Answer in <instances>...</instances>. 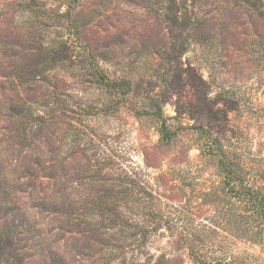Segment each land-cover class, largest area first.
Instances as JSON below:
<instances>
[{"label":"rangeland","instance_id":"1","mask_svg":"<svg viewBox=\"0 0 264 264\" xmlns=\"http://www.w3.org/2000/svg\"><path fill=\"white\" fill-rule=\"evenodd\" d=\"M23 1L0 0V230L18 236L26 264H118L123 257L128 264L150 256L163 264H264V216H243V203L226 194L220 166L238 163L244 183L264 194V7L255 0H197L199 27L180 32L163 19L161 0H77L79 37L70 41L96 56L110 79L131 81L132 92L117 99L96 84L82 68L85 57L59 66L52 73L58 88L69 95L70 110L85 109L84 115L53 120L27 148L12 140L11 99L34 103L42 95L6 82L13 64L25 67L31 54ZM42 1L62 12L69 2ZM55 28L42 38L57 39L62 29ZM183 42L179 67L187 79L164 104L173 133L166 142L159 121L137 112L147 113V95L164 91L168 67L161 53ZM7 46L14 47L13 58L4 57ZM189 70L203 79L204 91L187 86ZM203 96L214 105L204 107ZM76 127L93 143L74 146ZM107 192L124 217L141 224L145 196L153 194L155 209L174 220L173 228L147 222L158 227L148 242L128 247L141 240L138 230L123 220L108 230L93 210L114 203ZM80 214L86 220L79 225Z\"/></svg>","mask_w":264,"mask_h":264},{"label":"trees","instance_id":"2","mask_svg":"<svg viewBox=\"0 0 264 264\" xmlns=\"http://www.w3.org/2000/svg\"><path fill=\"white\" fill-rule=\"evenodd\" d=\"M255 1V4H260L264 7V0ZM78 2L77 0H69L65 12L49 8L42 0H25L21 2L22 12L24 15H28L26 19H24V23L29 24L30 28V31L27 33V41L29 44L27 51H31V54L27 55V65L25 67L19 65L18 62L13 64L15 70L6 82H8L9 87L14 90L18 89L21 92L27 93H41L42 95L41 99L34 101V103L22 99L21 102L18 103L11 99L10 112L15 118L16 123L12 140L16 141L17 144L22 147L29 148L34 145V142L37 141L41 135L45 134V130H47L50 123L59 117L62 118L67 116V112H72L77 117H82L84 115L85 109L81 110V114H77L75 111L70 110L69 106L71 99L69 95L58 88V82L55 79V75L52 73L55 72L59 66L72 67V65H77L73 60L85 57V65H82V68L90 72L96 84L104 87L107 92L117 99L124 98L129 92H132L131 81L110 79L104 74L97 62L96 56L89 53L83 45H76V41H74V43L70 41L69 38L72 36H74L75 39L79 37V29L76 25L73 13L77 9L76 4H78ZM196 2L197 0H161L159 3L161 5L163 19L169 23L171 29L174 31L179 30L183 32L195 30V27H199V21L196 18ZM60 23L61 25H58ZM54 27L62 29H59L62 34L57 35V39L47 41L48 39L42 38L44 33L48 34L49 31L54 30ZM66 35H68V37H66ZM81 48H83V50L78 52ZM170 49L171 51H163L161 53L162 60L168 67L162 78V81L165 82L164 85L166 89L164 88V91H159L160 93H158V95H147L146 98L149 105L146 107L148 110L146 111L147 113L137 112L138 114H147L159 121L161 137L166 142L172 140L173 133L167 127L163 115V107L168 101L170 93H179V89L182 90L181 83L187 79L183 77L182 74L184 73L179 67V58L186 51L185 43L175 44ZM13 50L14 47L9 46L5 51L4 57L13 58ZM19 70L21 72H19ZM193 74H195L194 77ZM188 78L187 86L196 92L204 91L205 83L202 78H198L196 72L191 70ZM199 100L204 107H211L214 105L212 100L206 99L204 96ZM184 110L186 109H180L182 113ZM86 115H89V113H86ZM73 143L75 144L74 146L85 148L87 145L93 143V139L88 135L87 131L76 127L73 129ZM37 145L38 144L35 143V146ZM16 146L17 145L13 147ZM220 166L222 172L225 174L224 182L225 189L227 188L226 194L231 195V197L243 203V216L245 218L253 214L255 218L264 216V194L262 192H256L251 186L244 183L245 178L240 173V165L232 160H221ZM128 180L133 183L134 189L138 186L134 178L131 177ZM132 191L133 190L128 191L127 196L131 194L133 198ZM105 198H115L114 203H106V205L99 208L93 207V210H99L97 215L102 217L104 223L107 224L108 230L116 227L120 224L119 222L123 220L128 225V228H132L133 231L138 230V234L141 235V240L133 241L128 247H138L148 242L147 238L151 236L158 227L152 228V225L147 224V222H151L155 225L158 221H162L169 229L173 228L174 220L171 218L170 221V216L166 217L164 214H160L158 209H155V204L157 203L154 200L153 194L149 192L147 196H145V200L149 205L144 215L146 218L143 221L146 222V224H141L140 218L135 216L131 218L128 216V219L124 217L122 210L119 209L120 206L116 205V196L114 194L107 192ZM81 216L82 214L75 217V220H78V224L80 219L86 220L84 217L81 218ZM88 225L90 227H99L101 223L90 221ZM96 230L98 231L99 229L97 228ZM249 230L248 228V231ZM20 242L21 240L18 236L15 238L11 236L9 229L0 230V264H26L27 259L21 252L22 248ZM105 242L110 249H117L116 247H118L113 245L110 240H105ZM118 248L123 250L122 246ZM150 257L152 259L148 261L128 258L129 261L132 260L128 262V264H163L160 258L154 260L152 256ZM116 259L118 260V257H116ZM126 261L127 258L123 257L122 261L120 260L117 262L118 264H126Z\"/></svg>","mask_w":264,"mask_h":264}]
</instances>
